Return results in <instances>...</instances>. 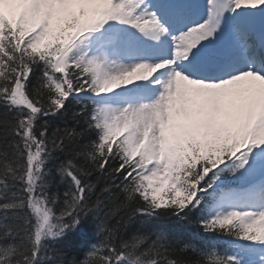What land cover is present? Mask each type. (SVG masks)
I'll use <instances>...</instances> for the list:
<instances>
[{"label":"snow or ice","instance_id":"snow-or-ice-1","mask_svg":"<svg viewBox=\"0 0 264 264\" xmlns=\"http://www.w3.org/2000/svg\"><path fill=\"white\" fill-rule=\"evenodd\" d=\"M0 264H264V0H0Z\"/></svg>","mask_w":264,"mask_h":264},{"label":"trees","instance_id":"trees-1","mask_svg":"<svg viewBox=\"0 0 264 264\" xmlns=\"http://www.w3.org/2000/svg\"><path fill=\"white\" fill-rule=\"evenodd\" d=\"M90 236H91L90 233H88V235L77 234V236L73 238V244H74V250L72 252L73 256H76L80 259L84 258V253L87 250L85 247V243H86V240L90 238ZM218 238H215V239H218Z\"/></svg>","mask_w":264,"mask_h":264}]
</instances>
